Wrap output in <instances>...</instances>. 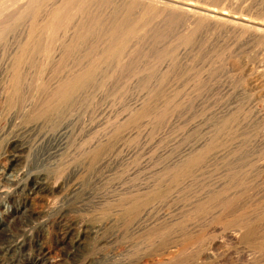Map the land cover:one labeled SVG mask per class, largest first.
Returning a JSON list of instances; mask_svg holds the SVG:
<instances>
[{"label": "rangeland", "instance_id": "1", "mask_svg": "<svg viewBox=\"0 0 264 264\" xmlns=\"http://www.w3.org/2000/svg\"><path fill=\"white\" fill-rule=\"evenodd\" d=\"M32 1L0 0L6 8L0 10L1 188L13 190L2 177L14 139L27 145L23 165L42 170L59 189L32 201L33 216L20 211L15 224L28 220L25 229L36 236L46 222L42 239L54 245L66 229L54 223L59 210L81 229L104 225L122 199L147 197L162 229L140 239L135 264L163 258L161 264H251L252 258L264 264V82H255L254 72L264 62V45L234 46L231 33L165 15L147 0L139 7L118 0ZM191 1L231 9L228 0ZM263 7L258 0L253 10ZM186 148L195 149L192 163L184 159ZM204 148L206 157L197 152ZM27 193L0 196V217L8 220L6 211ZM110 229L88 236L83 255L114 257L120 243ZM5 242L0 238V247L11 243ZM163 244L183 252L168 261ZM25 250L1 253L0 264H28L37 251L32 242ZM52 258L64 255L57 250Z\"/></svg>", "mask_w": 264, "mask_h": 264}, {"label": "bare ground", "instance_id": "2", "mask_svg": "<svg viewBox=\"0 0 264 264\" xmlns=\"http://www.w3.org/2000/svg\"><path fill=\"white\" fill-rule=\"evenodd\" d=\"M15 1V0H14ZM32 0H30L31 2ZM89 1V0H88ZM107 1V0H106ZM142 0H118L117 2H121L119 3L120 5L123 4L125 5H131L134 7L138 6L139 3H144L141 2ZM148 3L153 6V8L157 11H161V12H165L164 14L166 15L167 13H172L173 15H177L183 17V19L187 20H191V22L193 21L194 24L195 22L197 24H199L200 26H204V27H210L213 29H217V30H221V31H226L228 33H231L234 36V46L235 45H243V43H255V42H261L260 45H264V7L262 8V11L260 10L259 14L254 12L253 8L254 6L257 4L258 0H228L231 3V9H226L224 8H220L216 5L211 6V5H203L200 2H195V1H191V0H147ZM146 1V2H147ZM264 1V0H263ZM33 2V1H32ZM37 2V1H36ZM90 2V1H89ZM110 2V1H109ZM116 2V4H118ZM23 3V2H22ZM27 3V2H25ZM24 3V4H25ZM112 3V2H111ZM110 3V4H111ZM114 3V0H113ZM203 3V2H202ZM118 4V5H119ZM18 5V4H17ZM28 5V4H27ZM117 5V7H118ZM113 6V4H112ZM130 6V7H131ZM144 7V5H142ZM148 6V5H146ZM145 6V7H146ZM150 6V7H151ZM6 7V6H5ZM59 7V6H58ZM120 7V6H119ZM127 6V8H130ZM133 7L131 8L133 10ZM139 7V6H138ZM227 7V6H226ZM60 8V7H59ZM125 8V7H124ZM153 8H151V10H153ZM2 9H6V8H2ZM2 9H0L2 11ZM122 9V8H121ZM126 9V8H125ZM124 9V10H125ZM138 9V8H137ZM136 9V10H137ZM144 9V8H143ZM148 9V8H147ZM238 9H242L241 11H238ZM20 10V9H19ZM127 10V9H126ZM16 11V10H15ZM50 11V10H49ZM79 11V10H78ZM129 11V9H128ZM131 11V10H130ZM154 11V10H153ZM10 12V11H9ZM41 12V11H40ZM114 12V11H113ZM155 12V11H154ZM167 12V13H166ZM1 14V13H0ZM143 14V13H142ZM158 14V13H157ZM11 15V14H10ZM161 15V14H160ZM164 15V16H165ZM171 15V14H170ZM2 16V15H1ZM42 16V15H41ZM61 16V15H60ZM172 16V15H171ZM7 17V16H6ZM9 17V16H8ZM16 17V16H15ZM35 17V16H34ZM167 17V16H166ZM169 17V15H168ZM174 18V16H172ZM18 18V17H17ZM55 18V17H54ZM70 18V17H69ZM179 18V17H178ZM7 19V18H6ZM51 20V19H50ZM185 20V21H186ZM11 21V20H10ZM14 21V20H13ZM51 23V22H50ZM64 23V22H63ZM3 24V23H2ZM8 24V23H7ZM196 24V25H197ZM47 25V24H45ZM195 25V26H196ZM45 27V26H44ZM48 27V26H47ZM57 28V26H54ZM122 27V26H121ZM134 27V26H133ZM199 27V26H197ZM124 28V27H123ZM130 28V27H128ZM132 28V26H131ZM32 29V28H31ZM52 29V28H50ZM54 29V28H53ZM126 29V28H125ZM29 30V29H28ZM46 30L43 28V31ZM48 30V29H47ZM128 30V29H127ZM132 30V29H131ZM130 30V31H131ZM49 31V30H48ZM76 31V30H75ZM120 31V30H119ZM133 31V30H132ZM49 33V32H47ZM47 33H45L47 35ZM38 34V33H37ZM41 34V33H40ZM124 37V36H123ZM51 38V37H50ZM116 38V36H115ZM127 38H130L127 36ZM49 39V38H48ZM133 39V38H132ZM53 41V40H52ZM50 42V41H49ZM43 43V42H42ZM47 43V42H46ZM127 43V42H126ZM119 44V43H118ZM117 44V46H118ZM46 45V44H45ZM121 44H119L118 47H120ZM245 45V44H244ZM48 46V45H47ZM52 46V45H51ZM123 47V46H122ZM121 47V49H122ZM239 49V48H238ZM132 51V50H131ZM130 51V52H131ZM44 53V52H43ZM105 54V53H104ZM129 54V53H128ZM22 55V54H21ZM20 55V56H21ZM47 55V53L45 54V56ZM56 55V54H55ZM17 56V55H16ZM48 56V55H47ZM12 58V57H11ZM20 58V57H18ZM23 58V57H22ZM21 58V59H22ZM49 58V57H47ZM257 58V57H256ZM15 59V58H14ZM260 59V58H259ZM262 59V58H261ZM17 60V59H16ZM19 61H21L20 59H18ZM17 60V61H18ZM43 60V59H42ZM48 60V59H47ZM54 62V61H53ZM21 63V62H20ZM47 63V62H46ZM246 63V62H245ZM244 63V64H245ZM261 63V62H260ZM19 64V63H18ZM256 65V64H255ZM248 66L249 65H245ZM255 67V66H254ZM250 67L249 70L255 69V68ZM14 68V67H13ZM247 68V67H246ZM245 68V69H246ZM17 69V68H16ZM257 72L256 77L255 78V82L256 80H260L262 82H264V62L261 65V67H259V69H255ZM251 72V71H250ZM253 72V73H254ZM15 74V73H14ZM254 74V75H255ZM18 75V74H17ZM253 75V76H254ZM252 76V75H251ZM254 81V80H253ZM259 83V81H258ZM261 83V82H260ZM86 84V83H85ZM68 86V84H67ZM264 86V84L262 85ZM62 88V87H61ZM60 89V88H59ZM69 89V88H68ZM62 91V90H61ZM65 94V93H64ZM65 96V95H64ZM65 101V100H64ZM191 101V100H190ZM9 102V101H8ZM46 102V101H45ZM62 102V101H61ZM10 103V102H9ZM12 103V102H11ZM48 105V104H47ZM69 105V104H68ZM30 107V106H29ZM26 108V107H25ZM56 108V107H55ZM44 110V108H43ZM42 110V111H43ZM48 110V109H47ZM47 112V111H46ZM44 113V112H42ZM50 113V112H49ZM52 113V112H51ZM33 114V113H32ZM46 115V114H45ZM31 119V118H30ZM196 123V122H195ZM65 126V125H64ZM202 126V125H201ZM204 126V125H203ZM205 127V126H204ZM197 128V127H196ZM62 130V129H61ZM206 130V129H205ZM208 131V130H207ZM202 132V131H201ZM200 132V133H201ZM209 132V131H208ZM62 133V132H61ZM64 133V132H63ZM60 134V133H59ZM66 134V133H65ZM204 134V133H203ZM210 136V134H209ZM201 137H204L203 135ZM207 137V136H206ZM198 138H196L197 140ZM206 139V138H205ZM189 140V139H188ZM200 140V138H199ZM198 145H203V140L201 138V140L199 141ZM207 140V139H206ZM210 141V140H209ZM202 144H201V143ZM206 142V141H205ZM9 143L14 144V148L13 150L8 154L7 157V162L5 164V171H4V176L2 177V180L5 182H9L12 186H13V190H28V193L26 194L24 200L22 202L18 201L16 203H14L13 207L11 209H8L6 211V214L8 217V220L0 217V238L1 241H3V243H6L5 241H11V243L6 244L5 248L2 246L0 247V261L2 260V256L1 253L4 254V256H13V253L15 252H23L26 248L28 243L32 242L33 246L35 247L37 253L36 254H29L27 257V263L28 264H100L101 261L104 263L105 260H107V262L105 261L106 264H135V258L133 256H135V252L138 249L137 246L140 245V239L144 238V236H146V234H153L151 233V231H153V229L156 227H158L159 229V218L157 219H153V216L155 214L154 208L151 207L150 205V201H148L146 198V200L144 201H136L135 197L133 198L132 201H127L126 199H122L123 201L120 203V208L118 210V212L112 217L110 218L109 216H107V219L105 221L104 225H99V224H93V225H89L92 223H88L86 222V226H84V228L81 227V229L77 228V224L78 222L74 219H70L67 217V215L65 214V212H63L62 210H59V212L57 214H55L56 216L54 217V223L58 226L64 224L66 227V229L63 231L64 233L61 236H56L55 237V242L54 245H49L47 244L43 239L41 234H44V227L46 222H42L41 224H39V226L37 227V229L40 231L36 236H33L32 233H29L27 231L26 226H24L28 220H25V222L23 224H21L20 226L16 225V219H17V215L18 213L21 212H26L29 213L28 217H32L34 214V211L30 210L29 206H32L31 203L32 201L38 199L41 202L44 201L45 199L43 198V194L46 192H50V191H54L59 189V186L57 185V183L53 182L51 183L49 181V178L47 176V174L45 172H43L42 170H30L27 169L25 165H23L24 163V159L22 156V152L27 148V145L23 142H19V141H10ZM192 143V142H191ZM196 143V142H195ZM194 143V144H195ZM207 143V142H206ZM205 143V144H206ZM189 144V143H188ZM192 144V146L194 145ZM204 144V145H205ZM208 145V144H207ZM207 145L205 146V148L207 147ZM216 145V144H215ZM8 146V145H7ZM192 146H189L192 147ZM213 147V146H212ZM8 148V147H6ZM188 148V147H187ZM186 148V153L184 155H186V157H184V159L187 158V160L190 158V153L192 156V152L196 149L192 151L191 149H187ZM205 148L204 151L203 150H198L197 152L202 151V156L204 157V155L206 153H208V149L206 151V153L203 155V153L205 152ZM218 148V147H217ZM216 148V149H217ZM201 149V148H199ZM123 151V150H122ZM22 153V154H21ZM211 153V152H209ZM99 154V153H98ZM221 154V153H220ZM24 155V154H23ZM58 155V154H57ZM215 155V154H214ZM194 156V155H193ZM196 156V155H195ZM264 156V155H263ZM189 157V158H188ZM203 157H201L202 159H204ZM206 157V155H205ZM102 158V157H101ZM192 158V157H191ZM190 158V159H191ZM200 158V159H201ZM211 158V157H210ZM263 158V157H261ZM107 159V157H106ZM189 159V160H190ZM194 159V158H193ZM197 159V158H196ZM28 160V159H27ZM102 160V159H101ZM192 160V159H191ZM190 160V162H191ZM199 161V159H197ZM212 159H210L209 161H211ZM183 161V160H182ZM204 161V160H203ZM260 161V159H259ZM185 160V163L187 165H189ZM197 162V161H196ZM257 162V161H256ZM184 163V164H185ZM192 163V162H191ZM260 164V167L263 168L264 170V158L262 159ZM32 164V163H30ZM183 164V162H182ZM183 164V167H184ZM195 164V162H194ZM193 164V167H194ZM186 165V166H187ZM191 165V164H190ZM189 165V166H190ZM212 165V164H211ZM255 165V164H254ZM187 167L188 169L190 167ZM192 166V165H191ZM197 168V167H196ZM183 169V168H181ZM250 170V169H249ZM192 171V168H191ZM200 171V170H199ZM10 173V174H9ZM197 174V173H196ZM189 176V175H188ZM191 176V174H190ZM189 176V177H190ZM193 176V175H192ZM187 177V176H186ZM188 177V178H189ZM184 178V177H183ZM191 178V177H190ZM192 179V178H191ZM189 181V180H188ZM187 181V182H188ZM197 181V180H196ZM190 182V181H189ZM188 182V183H189ZM179 183V182H178ZM186 184V183H185ZM2 183H1V179H0V196L1 197H8V198H13L14 197V191L11 189H3L1 188ZM62 186V185H61ZM180 186V185H179ZM63 187V186H62ZM24 192V191H23ZM22 193V192H21ZM190 193V192H189ZM190 195V194H189ZM158 197V196H157ZM163 197V196H162ZM139 198V197H138ZM137 198V200H138ZM151 198V197H150ZM164 198V197H163ZM51 199V198H50ZM132 199V197H131ZM142 199V198H141ZM149 199V198H148ZM153 200V198H151ZM4 200V199H3ZM151 200V201H152ZM162 200V199H161ZM0 201H2L0 199ZM154 201V200H153ZM158 201V200H157ZM252 202V201H251ZM149 203V204H148ZM153 203V202H152ZM188 203V202H187ZM191 203V202H190ZM250 203V202H249ZM253 203V202H252ZM44 204V203H43ZM254 204V203H253ZM252 204V206H253ZM42 205V204H41ZM150 205V206H149ZM153 205H155V203H153ZM188 205V204H187ZM251 205V204H250ZM255 206V205H254ZM7 207V206H6ZM41 207V206H40ZM257 207V206H256ZM255 207V208H256ZM42 208V207H41ZM40 208V209H41ZM156 208V207H155ZM250 208V207H249ZM252 208V207H251ZM250 208V209H251ZM254 208V207H253ZM249 209V210H250ZM256 209L255 212L256 213ZM4 212V211H3ZM250 213V212H249ZM251 214V213H250ZM249 214V216H251ZM110 215V214H109ZM189 215V214H188ZM256 215V214H254ZM253 215V216H254ZM260 215V214H259ZM106 216V215H105ZM111 216V215H110ZM158 216V215H157ZM248 216V217H249ZM251 216V217H253ZM110 219H109V218ZM250 217V219H252ZM104 218V217H103ZM156 218V217H155ZM165 218V217H164ZM259 218V217H258ZM175 219V218H174ZM248 221L250 220L249 218H247ZM261 219V218H260ZM96 220V219H95ZM166 220V218L164 219ZM163 220V221H164ZM171 220V219H170ZM259 220V219H258ZM103 221V219H102ZM102 221L98 222V223H103ZM253 221V220H252ZM251 220L249 221V223L252 222ZM160 222H162L160 220ZM254 222H257L256 220ZM48 223V222H47ZM53 223V224H54ZM176 223V222H175ZM253 223V222H252ZM251 223V224H252ZM254 224V223H253ZM260 224V223H259ZM49 225V224H48ZM115 226V230H111V226ZM159 225V226H158ZM166 225V224H165ZM113 226V228H114ZM167 226V225H166ZM257 227V225H255ZM248 227V226H247ZM252 225L249 224V228L248 230H253ZM108 228L114 232L112 238L113 241L116 239L117 241H119L120 244V249L119 247L117 249L116 252H114V257H109L107 258V256L103 257V255H86L82 253V251L80 250V248L85 245V239L88 236H91L93 234L96 233V235L98 234V232L102 229H106V231L108 230ZM157 229V230H158ZM162 229V228H161ZM159 229V230H161ZM166 229V228H165ZM158 230V231H159ZM251 230V231H252ZM259 230V229H258ZM106 231L104 232V234L106 233ZM110 231V232H111ZM246 231V228H245ZM255 231V230H253ZM252 231V234H253ZM101 232V231H100ZM162 232V231H161ZM204 232V231H203ZM208 232V231H207ZM250 233V231H248ZM256 233L258 231H255ZM102 233V232H101ZM108 233V231H107ZM160 233V232H159ZM157 233V234H159ZM201 233V232H200ZM205 233V232H204ZM247 233V231L245 232ZM110 234V233H108ZM252 234H247L248 236L252 235ZM163 235V234H162ZM258 235V233H257ZM98 236V235H97ZM106 236V235H105ZM149 236V235H147ZM151 236V235H150ZM149 236V238H150ZM234 237H238V234L234 233L233 234ZM254 236V235H253ZM252 236V237H253ZM163 237V236H162ZM148 238V237H147ZM160 238V237H159ZM167 238V237H166ZM250 238V237H249ZM248 238V239H249ZM254 238H257L254 237ZM111 239V238H110ZM153 238L151 237V240ZM157 239V238H155ZM162 239V238H160ZM159 239V241H160ZM171 239V238H170ZM49 240V238H48ZM102 241L104 240V238L101 239ZM109 240V239H108ZM115 240V241H116ZM146 240V239H145ZM149 240V239H148ZM147 240V241H148ZM154 240V239H153ZM158 240V239H157ZM164 240L166 241L165 237ZM163 240V241H164ZM175 240V239H174ZM183 240V239H182ZM193 240V239H192ZM252 240V239H251ZM87 241V240H86ZM112 241V240H111ZM110 241V242H111ZM112 241V242H113ZM116 241V242H117ZM144 241V240H141ZM158 241V242H159ZM162 241V243H163ZM164 241V242H165ZM168 241V240H167ZM171 241V240H170ZM197 241V240H196ZM254 241V239H253ZM48 242V241H47ZM109 242V241H108ZM153 242V241H152ZM157 242V241H156ZM157 242V243H158ZM175 242H177L175 240ZM104 243V242H103ZM154 243V242H153ZM171 243V242H170ZM169 243V244H170ZM106 244V243H105ZM112 244V243H111ZM116 244V243H115ZM142 244V242H141ZM152 244V243H151ZM167 244L169 247L165 248V250H163L165 252L164 255H168V257L166 258L168 261L172 260L174 257H176V255H178V248H176L177 250L173 249L174 245L170 247V245ZM173 244V241H172ZM176 244V243H174ZM178 244V243H177ZM182 244V243H181ZM186 244V242H185ZM158 245V244H156ZM161 245V243H160ZM159 245V246H160ZM164 246H167L165 244H163ZM162 245V246H163ZM179 245V244H178ZM177 245V247H178ZM188 245V244H186ZM195 245V244H194ZM96 246V245H95ZM150 246V245H149ZM185 245L183 244V250ZM102 247V246H101ZM111 247V246H110ZM114 247V246H112ZM117 247V246H116ZM188 248V246H186ZM190 247V246H189ZM260 247V246H259ZM81 248V249H82ZM151 248V246H150ZM163 248V247H162ZM185 248V250L187 249ZM206 248V247H205ZM264 248V246L262 247ZM85 249V248H84ZM115 249V248H113ZM202 249V248H201ZM204 249V248H203ZM31 250V249H30ZM60 251L63 253L64 258L61 261H55L52 258V253L56 252V251ZM111 250V248H110ZM109 250V251H110ZM208 250V249H207ZM105 251V250H104ZM103 251V252H104ZM107 251V252H106ZM104 255L109 254L108 250L106 249ZM114 251V250H113ZM201 251V250H200ZM26 252V250H25ZM32 252V251H31ZM145 252V251H144ZM143 252V254H144ZM163 252V253H164ZM181 253L183 251H180ZM203 251H201L202 254ZM206 252V251H205ZM204 252V253H205ZM99 253H101L99 251ZM111 253V251H110ZM153 253V252H152ZM159 252H156L155 254H157ZM162 253V252H161ZM160 253V254H161ZM103 254V253H102ZM200 254V253H199ZM208 254V252H207ZM21 255V254H20ZM137 255V254H136ZM159 255V254H157ZM206 255V253L204 254ZM17 256V255H16ZM147 256V255H146ZM149 256V255H148ZM154 256V255H153ZM179 256V255H178ZM14 257V256H13ZM26 257V256H25ZM56 257V256H54ZM145 257V256H144ZM253 257V256H252ZM19 258V257H18ZM113 259L115 261H113ZM249 259V258H248ZM253 259V258H252ZM251 259V261H252ZM8 260V259H7ZM59 260V259H58ZM109 260V261H108ZM112 260V261H111ZM144 260V259H143ZM162 260V259H161ZM164 260V261H163ZM163 262H165V258H163ZM176 260V259H175ZM174 260V261H175ZM254 260V259H253ZM146 261V260H145ZM155 261V260H154ZM160 259L157 262V264L161 262ZM167 261V262H168ZM173 261V262H174ZM250 261L251 264H253ZM9 262V260H8ZM142 262V261H141ZM172 262V261H171ZM255 262V261H254ZM23 263V262H22ZM101 263V264H103ZM139 264V261L138 263ZM167 264V263H165ZM169 264V262H168Z\"/></svg>", "mask_w": 264, "mask_h": 264}]
</instances>
